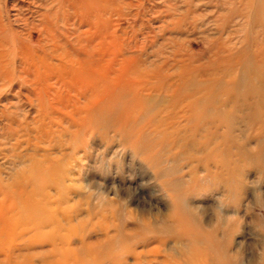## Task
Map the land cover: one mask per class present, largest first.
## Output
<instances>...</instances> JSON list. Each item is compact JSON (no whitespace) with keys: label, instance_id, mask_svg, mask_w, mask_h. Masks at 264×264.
Returning a JSON list of instances; mask_svg holds the SVG:
<instances>
[{"label":"rangeland","instance_id":"rangeland-1","mask_svg":"<svg viewBox=\"0 0 264 264\" xmlns=\"http://www.w3.org/2000/svg\"><path fill=\"white\" fill-rule=\"evenodd\" d=\"M0 264H264V0H0Z\"/></svg>","mask_w":264,"mask_h":264}]
</instances>
